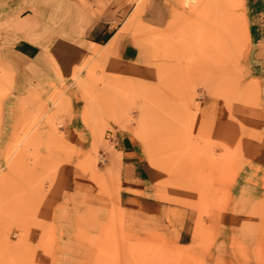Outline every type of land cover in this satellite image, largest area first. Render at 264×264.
<instances>
[{
	"label": "rangeland",
	"instance_id": "rangeland-1",
	"mask_svg": "<svg viewBox=\"0 0 264 264\" xmlns=\"http://www.w3.org/2000/svg\"><path fill=\"white\" fill-rule=\"evenodd\" d=\"M165 3V25L135 28L152 48L149 76L109 74L89 58L70 83L5 115L0 67V264H264V153L252 143L263 136L245 124L264 121V31L251 33L246 0ZM210 97L240 124L238 145L195 134ZM66 120L81 129L68 133ZM118 130L159 175L156 218L120 206L107 158ZM65 167L81 182L60 193Z\"/></svg>",
	"mask_w": 264,
	"mask_h": 264
},
{
	"label": "crops",
	"instance_id": "crops-1",
	"mask_svg": "<svg viewBox=\"0 0 264 264\" xmlns=\"http://www.w3.org/2000/svg\"><path fill=\"white\" fill-rule=\"evenodd\" d=\"M166 0H0V23L10 19L11 30L0 34V67L9 77V92L2 99L3 113L12 114L21 99H45L62 83H70L78 69L96 59L113 75L146 77L152 72L153 55L148 42L137 37V25H165L171 16ZM252 19L251 33L264 31V0H246ZM135 18L134 25H130ZM255 38V37H254ZM253 39V38H252ZM264 64V61H262ZM73 103V109H75ZM263 136L257 153H264V121L245 123ZM66 120L65 130L78 131ZM195 134L223 145H238L242 128L229 119V110L218 98H206L196 117ZM81 140V138H79ZM77 141V139H76ZM109 163L116 161L118 197L125 213L146 220L160 210L155 186L159 175L146 164L143 149L132 135L118 130L111 140ZM256 158V157H255ZM61 169L59 190L80 181L78 169ZM69 180V183L67 181ZM71 189H66V191ZM134 214V215H133Z\"/></svg>",
	"mask_w": 264,
	"mask_h": 264
},
{
	"label": "built area",
	"instance_id": "built-area-1",
	"mask_svg": "<svg viewBox=\"0 0 264 264\" xmlns=\"http://www.w3.org/2000/svg\"><path fill=\"white\" fill-rule=\"evenodd\" d=\"M109 136H110V137H109L110 140L113 139V137H114V136H112V134H110V133H109Z\"/></svg>",
	"mask_w": 264,
	"mask_h": 264
},
{
	"label": "bare ground",
	"instance_id": "bare-ground-1",
	"mask_svg": "<svg viewBox=\"0 0 264 264\" xmlns=\"http://www.w3.org/2000/svg\"><path fill=\"white\" fill-rule=\"evenodd\" d=\"M188 0H185V2H187ZM185 4V3H184ZM189 5V4H188ZM184 6H186V5H184ZM190 6V5H189Z\"/></svg>",
	"mask_w": 264,
	"mask_h": 264
}]
</instances>
